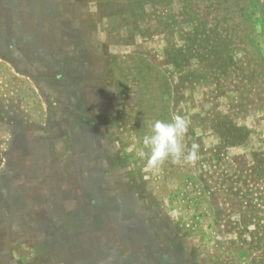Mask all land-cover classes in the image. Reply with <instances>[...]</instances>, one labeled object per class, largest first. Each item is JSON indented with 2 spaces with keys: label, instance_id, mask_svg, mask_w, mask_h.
<instances>
[{
  "label": "rangeland",
  "instance_id": "1",
  "mask_svg": "<svg viewBox=\"0 0 264 264\" xmlns=\"http://www.w3.org/2000/svg\"><path fill=\"white\" fill-rule=\"evenodd\" d=\"M38 2L0 0V123L79 160L74 198L65 220L35 196L56 184L0 194V264H264V0ZM175 115L198 158L151 168L142 138Z\"/></svg>",
  "mask_w": 264,
  "mask_h": 264
},
{
  "label": "crops",
  "instance_id": "2",
  "mask_svg": "<svg viewBox=\"0 0 264 264\" xmlns=\"http://www.w3.org/2000/svg\"><path fill=\"white\" fill-rule=\"evenodd\" d=\"M38 1L39 0H3L5 6L14 7V14L16 18L20 19H24L26 16H29L24 11V5H26L27 3H39ZM38 28H40L39 25L36 27V30L33 29L34 34L38 32ZM97 113L98 115L103 113V108H98ZM81 126L83 125H79V127ZM10 129L11 128L7 127L6 124L0 123V194H6L9 202L8 193H12L13 191L17 192L20 203L22 207L25 208V195L28 192L30 193V191H37L35 190V187H33L34 183L38 184L39 182V184H41V181L43 180L48 184H56V186L58 185V190L56 192H52L50 188H47L41 190L40 192L37 191L38 193H36L35 196H41L43 199H45L46 202H48L47 205L50 213L59 211L62 219H69L70 213L67 210L66 205L68 201L73 200L74 195L68 190V187L64 188L63 185L68 180L67 177L76 170L75 166H77L79 160L73 158V156H71V154L68 152L62 153L61 155H65L64 158H61L62 161L64 160V162H66L65 167L57 168L56 163H54L52 160L51 149L49 145L50 138H47L48 141L46 143L44 141L37 143V145L35 146H24V144L22 143L20 144L18 142H15L16 139L14 138L16 136L8 135L6 139L3 137V134L5 135L6 132H8L7 130ZM14 151L17 152L16 155H14ZM20 164L23 166L24 164H28V169L23 170V172H19L17 170L16 172H14L13 167ZM94 164H96L97 168L101 167V165L103 166V164L101 163L97 164L95 162H87L86 166H88L89 168L87 169L86 167L82 174L83 177L87 178L89 176V169L91 170L94 167ZM52 166L54 167L51 168ZM5 177L6 180L1 181ZM86 186V183H82L84 193H89L88 191H86ZM94 191H98V188H96V190ZM92 195L94 196V194ZM115 199L117 198L107 197L106 201L103 203L105 204L104 208L106 209L102 212L97 213V216L100 217L105 213H119L120 210H123L120 202ZM106 205L109 208H107ZM73 215L80 220L85 221L83 222L84 225L87 226L89 224L88 220H86V217L84 216L83 209L81 207L75 209L73 211ZM122 215H125L124 211H122ZM97 223L99 224L100 222ZM135 223L136 222L134 220H127L123 224L124 232L121 237L123 241H131L130 237L128 236V232Z\"/></svg>",
  "mask_w": 264,
  "mask_h": 264
},
{
  "label": "clouds",
  "instance_id": "3",
  "mask_svg": "<svg viewBox=\"0 0 264 264\" xmlns=\"http://www.w3.org/2000/svg\"><path fill=\"white\" fill-rule=\"evenodd\" d=\"M189 126L190 121L181 115H175L170 121L155 120L150 132L142 138L143 149L138 156L146 158L151 168H159L169 160L175 164L195 162L199 145L193 143L189 149L183 143Z\"/></svg>",
  "mask_w": 264,
  "mask_h": 264
}]
</instances>
